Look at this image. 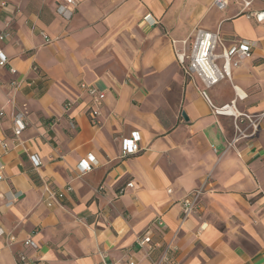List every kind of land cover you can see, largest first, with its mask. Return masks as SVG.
<instances>
[{
	"label": "crops",
	"instance_id": "crops-1",
	"mask_svg": "<svg viewBox=\"0 0 264 264\" xmlns=\"http://www.w3.org/2000/svg\"><path fill=\"white\" fill-rule=\"evenodd\" d=\"M215 1L76 0L65 16V0H0V34L12 33L0 41V264H155L169 246L164 264H264V119L229 147L233 118L213 112L234 99L264 112V22L251 16L264 0ZM198 28L219 33L217 53L252 43L231 80L206 88L185 76L173 40L182 49ZM82 82L106 93L99 126ZM19 110L28 126L15 139ZM134 132L141 151L123 157ZM89 154L96 163L82 174ZM205 183L200 209L184 219L182 198ZM66 186L49 207L46 189ZM145 233L158 244L150 256L138 243Z\"/></svg>",
	"mask_w": 264,
	"mask_h": 264
},
{
	"label": "built area",
	"instance_id": "built-area-1",
	"mask_svg": "<svg viewBox=\"0 0 264 264\" xmlns=\"http://www.w3.org/2000/svg\"><path fill=\"white\" fill-rule=\"evenodd\" d=\"M244 7H249L252 0H243ZM2 4H6L2 2ZM76 5V0H65V4L58 5V12L68 16L71 10V6ZM215 5L224 9L228 5V0H216ZM258 22H264V10L256 11L251 14ZM145 21L149 25L153 26L158 23V21L150 14L144 17ZM11 32L9 30L0 34V41L6 40L11 37ZM176 40H173L176 58L180 64L184 74L188 78H193L197 76L206 86L210 88L214 85L219 84L221 81L229 79L231 80V68L239 66L242 60L248 59L252 56V43L247 39H242L230 47H223L221 53H217L216 49L219 45H222V40L218 32H213L206 30L204 28H198L194 32V35L182 41L183 47L179 49L176 47ZM222 60V64L218 63V60ZM8 64V59L6 58L4 51L0 48V67H5ZM34 70H38L37 66L33 67ZM12 73H16L15 68L10 69ZM13 86L18 85V81L11 82ZM80 88L91 96V106L88 110V116L90 122L94 126H99L101 124L102 117V106L104 104L106 93L99 90L91 84L82 82ZM203 96L209 100L206 90L201 91ZM242 97V96H240ZM211 103V101L209 100ZM71 106L70 103L67 104V108ZM213 112L216 115L230 116L233 118L234 134L231 139L228 140V146H235L240 140L252 137L259 130L262 120L264 119V112L257 114H250L248 112H243L238 109L236 105V99L229 103L223 104L221 106H214ZM28 122L26 120V112L19 110L14 114L13 118V129L12 134L15 139L19 138L23 132L27 129ZM140 136L138 132H134L131 137L124 138L122 140L121 153L123 157H128L130 155L137 154L141 151L139 144ZM0 145L4 149L8 148V145L0 140ZM34 161L36 166L41 165V161L35 156ZM96 163L93 155H88L86 158L82 159L79 165L80 172L85 174L90 172ZM5 171V164L0 161V179L3 178ZM207 183L202 187L193 189L189 191L181 200L183 217L188 218L189 216L195 214L200 209L201 197L204 194V188ZM128 187L133 186V182L129 181L127 183ZM72 188L66 186L65 190H54L52 188H47L44 200L46 204L51 207L56 201L62 199L67 191ZM14 197H19L20 193L16 192L13 194ZM11 202L8 203L10 205ZM158 224H162L158 220ZM204 225L200 226L203 229ZM4 235L3 229L0 228V237ZM138 243L141 247L147 249V255L150 256L157 247V243L153 242L150 233H145L143 236L139 237ZM25 245L37 248V244L32 239H27ZM176 250L175 246H169L165 252L159 257L155 264H164L172 260V253ZM29 258L24 255H19V261L26 262ZM32 264H42L41 261H34ZM129 264H136L134 261H130ZM177 264V263H174Z\"/></svg>",
	"mask_w": 264,
	"mask_h": 264
},
{
	"label": "water",
	"instance_id": "water-1",
	"mask_svg": "<svg viewBox=\"0 0 264 264\" xmlns=\"http://www.w3.org/2000/svg\"><path fill=\"white\" fill-rule=\"evenodd\" d=\"M182 115L187 119V116H186L185 112H183Z\"/></svg>",
	"mask_w": 264,
	"mask_h": 264
}]
</instances>
